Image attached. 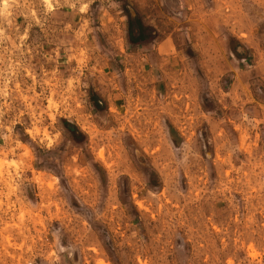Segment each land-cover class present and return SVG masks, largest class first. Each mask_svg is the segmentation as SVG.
I'll list each match as a JSON object with an SVG mask.
<instances>
[{"label": "rangeland", "instance_id": "rangeland-1", "mask_svg": "<svg viewBox=\"0 0 264 264\" xmlns=\"http://www.w3.org/2000/svg\"><path fill=\"white\" fill-rule=\"evenodd\" d=\"M0 264H264V0H0Z\"/></svg>", "mask_w": 264, "mask_h": 264}, {"label": "trees", "instance_id": "trees-1", "mask_svg": "<svg viewBox=\"0 0 264 264\" xmlns=\"http://www.w3.org/2000/svg\"><path fill=\"white\" fill-rule=\"evenodd\" d=\"M145 36L142 34V32H140V34L137 36V37H134L132 38L133 41H138V40H141L143 39ZM67 128L71 131V133L74 135V136H77V129L76 127L68 124L67 125Z\"/></svg>", "mask_w": 264, "mask_h": 264}]
</instances>
